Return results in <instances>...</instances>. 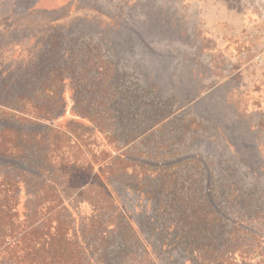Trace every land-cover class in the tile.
<instances>
[{
  "label": "rangeland",
  "instance_id": "rangeland-1",
  "mask_svg": "<svg viewBox=\"0 0 264 264\" xmlns=\"http://www.w3.org/2000/svg\"><path fill=\"white\" fill-rule=\"evenodd\" d=\"M4 20L7 27L18 24L20 35L61 31L73 39L65 48L100 51L103 61L94 69L105 83L86 85L89 93L76 94L74 104L66 87L63 117L43 124L53 129L45 140L51 155L77 158L81 151L94 165L92 173L78 160L75 177L91 181L95 174L105 185L120 216L111 222L110 214L108 225L129 224L135 231L137 259L144 248L154 258L146 240L152 243L155 235L152 200L136 185L145 174L139 163L154 168L143 175V193L167 179L175 207L192 198L202 204L206 193L226 207L225 183L247 194L264 191V0H0ZM26 87L24 100L27 94L34 101L49 98L34 99L30 82ZM20 91L16 85L13 98H6L0 88V107L31 111L18 101ZM79 116L87 128L73 125L82 141L66 140L62 124ZM85 129L96 136L87 149ZM120 154L124 163L107 173L112 177L98 174L99 165H113ZM232 192L237 195L236 188ZM92 205L81 202L77 209L88 217Z\"/></svg>",
  "mask_w": 264,
  "mask_h": 264
},
{
  "label": "trees",
  "instance_id": "trees-1",
  "mask_svg": "<svg viewBox=\"0 0 264 264\" xmlns=\"http://www.w3.org/2000/svg\"><path fill=\"white\" fill-rule=\"evenodd\" d=\"M7 23L0 22V88L6 91V98H13L18 85L23 96L17 99L31 111L0 107V264H264V191L247 194L239 192L236 183H225L226 207L213 204L209 193L201 197L202 204L192 198L190 204L175 207L167 179L162 178L154 190H141L143 175L154 169L149 163L137 165L145 174L138 177L136 185L144 199L152 200L149 220L155 235L152 243L146 240V246L154 258L144 248L137 259L139 238L135 231L129 224L108 225L110 214L111 222L120 216L111 209L105 185L95 174L91 181L75 177L78 160L82 169L92 173L94 165L81 151L77 158L51 155L45 140L46 132L53 129L43 124L63 117L67 90L73 93L70 100L74 104L76 94L89 93L86 85L105 83L94 69L103 61L100 51L88 46L74 48L75 44L65 48L73 39H65L61 31L37 36L25 31L20 35L18 24L7 27ZM28 82L34 99L45 93L49 98L35 102L27 94L24 100ZM55 111L61 113L56 117ZM84 123L85 117L79 116L77 121L62 124L67 130L65 139L70 140L67 135H71L82 141L73 124ZM100 127L107 129L103 124ZM84 133L87 149L89 137L96 136L87 129ZM112 162L99 165L98 174L105 176L111 169L121 168L123 154ZM235 188L237 195L232 192ZM88 201L93 205L85 217L77 208ZM117 241L123 242L122 248ZM173 252L179 254L176 259H159Z\"/></svg>",
  "mask_w": 264,
  "mask_h": 264
}]
</instances>
